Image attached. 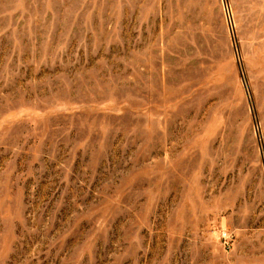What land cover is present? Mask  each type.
I'll use <instances>...</instances> for the list:
<instances>
[{
	"label": "rangeland",
	"instance_id": "obj_1",
	"mask_svg": "<svg viewBox=\"0 0 264 264\" xmlns=\"http://www.w3.org/2000/svg\"><path fill=\"white\" fill-rule=\"evenodd\" d=\"M0 264H264V0H0Z\"/></svg>",
	"mask_w": 264,
	"mask_h": 264
}]
</instances>
